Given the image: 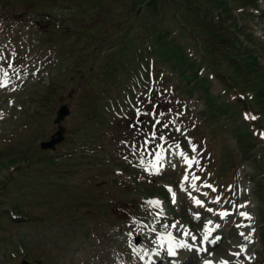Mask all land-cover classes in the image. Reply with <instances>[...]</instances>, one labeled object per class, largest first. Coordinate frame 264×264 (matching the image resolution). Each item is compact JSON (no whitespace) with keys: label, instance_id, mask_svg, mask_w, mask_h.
<instances>
[{"label":"rangeland","instance_id":"374dc122","mask_svg":"<svg viewBox=\"0 0 264 264\" xmlns=\"http://www.w3.org/2000/svg\"><path fill=\"white\" fill-rule=\"evenodd\" d=\"M0 84V264L199 245L221 211L216 258L264 264V0H0Z\"/></svg>","mask_w":264,"mask_h":264},{"label":"bare ground","instance_id":"6f19581e","mask_svg":"<svg viewBox=\"0 0 264 264\" xmlns=\"http://www.w3.org/2000/svg\"><path fill=\"white\" fill-rule=\"evenodd\" d=\"M3 87L4 86L0 84V90H5V89H3ZM180 151H183V153L185 154V156L188 157V159L190 160L189 155L184 150H181V149L180 150H178V149L175 150L174 149V150L168 151L167 154L164 156V158L162 159V164L160 165V168H167V167L170 168V167H172L169 164L170 163V159H172V158L174 159L175 157L177 159V156L174 155V153L180 155ZM183 161L185 162V164H186L185 166L186 167H183L182 168V171H186V168L188 169V167H189V163H187L185 161V159ZM182 165H183V163H182ZM193 168H194V166H193ZM189 172L190 171L187 172V175H189ZM188 180H190V179H188ZM184 181H185L184 183L186 185L187 184L189 185V183L187 182V180H185V177H184ZM190 182H191V180H190ZM169 187L170 188H173V192H172V190H171V192L176 195L177 194V191L175 190L174 186H169ZM180 190L183 191V185H182V183L180 184ZM194 200H198V198H194ZM238 211H241V210L238 209ZM231 212L232 211H228V215H227V217L223 221H218L217 223H214V222L211 221L212 222L211 224L208 223L207 224L208 225L207 229L204 228V231L207 230L206 233H205V235H207L208 232H211L210 231V228H212V227H214L213 232L217 231V228L221 229L223 227V225L225 224V222L230 218V216L232 214ZM235 213H236V211H235ZM239 218H240V216H239ZM136 226H137V224L134 227H136ZM151 226L152 225H150L148 228H150ZM217 226H219V227H217ZM141 227H142V222H139V227H137L136 229H131V234L132 235H135V233L137 231L141 230ZM234 227H235V225L234 226L232 225V227H230V229H232ZM243 227H245V226H243ZM233 233L235 234V229H234ZM138 234H140V232ZM221 234H223L222 237H225V235H224L225 233H221ZM145 236L146 235L144 233V235L142 236L143 240L145 242L146 241L150 242V240H148ZM161 237H163V236H161ZM222 237H220V238H222ZM213 238H214L213 236L206 237V241L203 242V243L202 242H199V245L198 244L196 245V249L193 246H191V247L188 246L187 248H184V246L177 247L178 244H176L175 239H173V241H169V239L167 238V240L165 242H163L162 241V238H157V240H155V241L158 242V245L155 246L154 248L151 247L152 245L151 246H148V245L147 246H143V245L137 244V243L134 242L133 239H131L127 243L128 247L126 246V247L123 248V250H122L123 253H122L121 256H115V255L110 254V252L112 251V248L109 247V243H102V241H101L100 247L102 248L103 253L101 254L100 252H95V254H94L95 257L93 259V264H123L125 260H127V261H134V260H137V259H139L141 261V263L147 261V262H149L148 264H155V262L159 261V259L161 261L164 259L160 255L161 253H163V254H165V253L170 254L168 252V248L170 246L173 249H175V247H177L179 249H183L184 250V252L182 254H180L178 260L176 261V264H195L194 261L197 258H199V257H203L201 263L204 262V264H220L221 261H219L218 258H216L215 254L213 253V250H214V247L215 246L220 245V243L223 241L224 238L222 240H217V241L216 240H212ZM160 239H161V242L162 243H160ZM98 241H100V240H98ZM109 241H110V239H109ZM110 244H111V242H110ZM199 247H200V250H201V254H198V248ZM235 249H237V248H235ZM241 250H243V249L241 248ZM235 251L236 252L231 253L230 256L227 255L228 256V259L230 261L228 264H240V263L242 264V260H239V258L245 255V254H243L244 252H241L240 250H235ZM153 254H156L157 257H154L153 258L152 257ZM186 261H188V262H186Z\"/></svg>","mask_w":264,"mask_h":264},{"label":"water","instance_id":"95a60500","mask_svg":"<svg viewBox=\"0 0 264 264\" xmlns=\"http://www.w3.org/2000/svg\"><path fill=\"white\" fill-rule=\"evenodd\" d=\"M70 113L69 107L67 106H63L58 113L57 119H56V123L60 124L61 121ZM57 137L52 138L50 141L48 142H44L42 144L43 148H54L55 144L57 142H59L60 140H62L63 136H62V129L59 128V130L56 132ZM22 264H31L30 262H28L27 260H23Z\"/></svg>","mask_w":264,"mask_h":264},{"label":"snow or ice","instance_id":"6c2138e0","mask_svg":"<svg viewBox=\"0 0 264 264\" xmlns=\"http://www.w3.org/2000/svg\"><path fill=\"white\" fill-rule=\"evenodd\" d=\"M246 118H251V119H255V117H247V114H246ZM193 150H195V146H193ZM180 155L185 159V161L187 162V163H189V164H191V163H193L194 161H192V160H189L188 159V157H186L185 156V154L183 153V151H181V153H180ZM157 159L159 160V157H157ZM188 179V177H185V180H187ZM194 179H195V177H194ZM208 187H211V185H207ZM148 203L149 204H158L159 203V201H148ZM196 203L197 204H201L202 202L200 201V200H197L196 201ZM241 207H243V205L241 206ZM211 211V210H210ZM242 216H247L248 214L247 213H240ZM220 215L221 216H227L228 215V213L227 212H222V213H220ZM250 218V217H249ZM209 224H211L212 222L211 221H209L208 222ZM206 227V229H207V225L205 226ZM217 227H219V226H217ZM240 235H244V233H240ZM181 245H177V247H180ZM184 246H186V245H184ZM168 252L171 254V255H176V253H175V251L173 250V248L170 246L169 248H168ZM220 264H228V262L227 261H221L220 262Z\"/></svg>","mask_w":264,"mask_h":264}]
</instances>
